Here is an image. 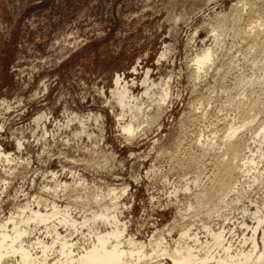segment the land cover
Instances as JSON below:
<instances>
[{"label":"rangeland","instance_id":"374dc122","mask_svg":"<svg viewBox=\"0 0 264 264\" xmlns=\"http://www.w3.org/2000/svg\"><path fill=\"white\" fill-rule=\"evenodd\" d=\"M239 1L0 0V146L23 162L13 173L11 166L0 163V220L39 194L64 206V194L55 198L42 188L52 184L51 172L58 181L70 183L72 170L87 182L88 195L95 184L104 191L128 188L120 199L128 206L121 218L141 241L156 229L176 240L179 229L190 224L195 231L202 219L212 230L223 228L227 237L230 231L239 234L233 237L236 244L243 232L241 222L252 223L248 215L242 218L241 209L264 207V170L258 183L245 187L241 203L230 211L222 209L223 218L209 219L198 212L193 217L194 207L186 206L214 178L213 152L204 155L196 144L198 136L219 139L224 124L236 125L253 115L248 107L254 96L264 99V85L256 91L250 84L264 78L263 52L252 48L242 34H232L230 21L220 36L212 32ZM255 1L251 11H243L240 27L264 24V0ZM163 49L169 52L165 59L160 58ZM207 49L213 63L192 80V60ZM147 70L159 89L170 77L168 101L149 127L142 115L156 111L158 96L144 94L151 86L149 80L145 88L141 84ZM116 76L131 87L143 113L134 118L125 112L131 117L124 115V121L132 118L135 127H143L134 139L126 140L119 131L120 108L110 98ZM42 114L47 119L36 121ZM77 119L84 121V131ZM261 121L264 111L250 126ZM79 215L73 213L78 219ZM174 222L176 227L167 234ZM38 232L29 239L44 238ZM73 236L82 244V236Z\"/></svg>","mask_w":264,"mask_h":264},{"label":"bare ground","instance_id":"6f19581e","mask_svg":"<svg viewBox=\"0 0 264 264\" xmlns=\"http://www.w3.org/2000/svg\"><path fill=\"white\" fill-rule=\"evenodd\" d=\"M254 2L256 1L240 0L234 4L230 14L228 12L229 17L226 15L228 18L224 17L219 23H216L212 32L214 31L215 36L218 37L223 27L225 28V25L227 27V22H232V34H242V38L251 42L249 45L252 48L261 50L264 63V24L255 22L256 24L250 25L249 29L240 27V22L244 17L243 11L248 7L251 11L255 5ZM167 53L169 52L165 49L160 58L165 59ZM211 58L212 53L209 49L195 54L191 64L192 80L198 79L200 75L207 72L213 63ZM149 74L150 70H147L141 81L142 85L148 83ZM166 80L163 81L165 82L164 89H159L161 87L158 86V82L157 85H154L149 80L151 86L149 85V88L144 90V94L147 96L150 94L158 96V99L155 100L156 111L150 116L142 115V117L145 116L143 118L145 121L142 123L146 126L159 120L162 113L160 109L164 102L168 101L169 85ZM250 84L257 91L258 87L264 85V78L250 80ZM152 88H155L154 91L157 92H152ZM110 93V98L120 108L118 127L121 135L126 140L136 138L141 131L143 132V127L139 128L140 130L135 127L136 121L133 123L132 118L130 120L128 118L129 121H124V117H126L124 115L130 116L128 113L125 114L127 110L134 118H137L140 113L143 114L136 102L137 97L133 96L131 87L120 76L115 77L114 87ZM248 109L253 112V115L243 117L241 122L236 124L238 126L235 124L225 126L224 124L222 127L224 131L222 129L223 133L219 139L213 137L201 140L202 136H198L196 144L202 147L204 155L213 152V160L212 158L211 160L213 161L214 178L208 188L200 189L195 194L194 203L188 202L186 209L192 210L194 207L193 217L203 214L209 219L223 218L225 215H223L222 209L232 210L234 205L241 203L245 198L246 192L243 193L245 187H252L253 184L261 180L263 173L260 170H264V149L261 148V144L264 142V121H261L255 128L250 125L263 113L264 99L254 96ZM243 116H246L245 112ZM46 119L45 114H42L35 120L41 122ZM138 119L140 120V116ZM93 122H98V119L93 118ZM79 124L84 131L85 123L82 119L78 120ZM2 128L0 124V129ZM43 132L46 134L45 127H43ZM144 134L142 133V135ZM42 136L44 137V135ZM182 143L180 141L177 144V151L182 148ZM21 147L22 144L18 141L17 149L20 150ZM0 163L11 166L9 170L13 173L23 162L15 154L4 152L0 146ZM28 163L27 161L26 165ZM260 167L262 168L260 169ZM70 171L72 176L70 183L58 181L57 174L51 172L52 184L43 188L41 186L43 191L51 190L50 195L55 198L60 196V193L64 194L66 197L64 206L39 194L22 205L20 204L21 206L18 205L16 211L11 212L8 217L1 218L0 264H264V207L262 206L255 204L253 212L245 208L241 209L242 218L248 215L252 223L248 225L245 221L241 222L240 228L243 232L240 231L241 236L239 240L236 239V244L233 237H237L239 234L230 231L231 235L227 237L223 228L212 230L202 219L199 220L201 226L195 228V231L192 230L190 224L179 229L176 240L167 239L164 237L162 229H156L147 240L141 241L129 232L128 223L121 218L123 210L128 209L127 204L120 200L127 192V187L119 189L107 186L108 188L105 187L104 191L100 187H95V184L93 193L88 195L91 190L87 182L72 173V170ZM200 177V174L195 175L196 180ZM183 191L187 192L189 188L184 187ZM172 194L176 196L177 191H173ZM74 212L75 214L79 212L81 217L75 218ZM175 227L176 222L167 230V234L173 232ZM60 229L64 230V234ZM199 230H204V233L201 234L205 235L200 237ZM37 231L43 232L44 238L35 237L34 240H30L29 236ZM75 234L83 237L80 240L82 244H79L78 240L74 241L73 237L75 236L73 235Z\"/></svg>","mask_w":264,"mask_h":264}]
</instances>
